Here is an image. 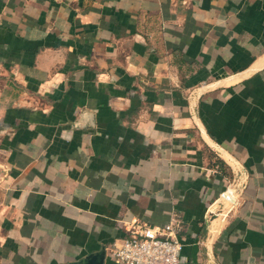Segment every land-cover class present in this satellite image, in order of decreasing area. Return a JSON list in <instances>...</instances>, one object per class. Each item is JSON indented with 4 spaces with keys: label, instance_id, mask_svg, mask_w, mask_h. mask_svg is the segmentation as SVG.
<instances>
[{
    "label": "crops",
    "instance_id": "crops-1",
    "mask_svg": "<svg viewBox=\"0 0 264 264\" xmlns=\"http://www.w3.org/2000/svg\"><path fill=\"white\" fill-rule=\"evenodd\" d=\"M175 216L187 264H264V0H0V264Z\"/></svg>",
    "mask_w": 264,
    "mask_h": 264
},
{
    "label": "built area",
    "instance_id": "built-area-1",
    "mask_svg": "<svg viewBox=\"0 0 264 264\" xmlns=\"http://www.w3.org/2000/svg\"><path fill=\"white\" fill-rule=\"evenodd\" d=\"M181 229L176 216L164 225H134L127 237L113 241L107 253L125 264H187L182 256Z\"/></svg>",
    "mask_w": 264,
    "mask_h": 264
},
{
    "label": "water",
    "instance_id": "water-1",
    "mask_svg": "<svg viewBox=\"0 0 264 264\" xmlns=\"http://www.w3.org/2000/svg\"><path fill=\"white\" fill-rule=\"evenodd\" d=\"M235 203V197L231 189L221 193L219 199L209 211V218H215L225 212L230 205ZM107 257V249L105 246L101 247L98 251L89 253L78 259L69 261L65 264H104Z\"/></svg>",
    "mask_w": 264,
    "mask_h": 264
}]
</instances>
